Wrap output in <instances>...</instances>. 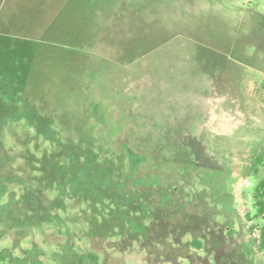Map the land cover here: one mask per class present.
I'll return each mask as SVG.
<instances>
[{"label":"rangeland","instance_id":"374dc122","mask_svg":"<svg viewBox=\"0 0 264 264\" xmlns=\"http://www.w3.org/2000/svg\"><path fill=\"white\" fill-rule=\"evenodd\" d=\"M263 84L264 0H0V264H264Z\"/></svg>","mask_w":264,"mask_h":264},{"label":"trees","instance_id":"16d2710c","mask_svg":"<svg viewBox=\"0 0 264 264\" xmlns=\"http://www.w3.org/2000/svg\"><path fill=\"white\" fill-rule=\"evenodd\" d=\"M264 87V84H263ZM264 167V148L255 154L251 161V165L248 168L247 176H254L257 179L256 186L253 192V208L255 210V217L259 218L264 223V175L261 177H257L258 170L260 167ZM256 230V226H251V231ZM259 232V248L264 249V225L262 228L257 230ZM71 254H69L67 251ZM64 249V247L60 251H56L54 254V262L55 264H95L97 258L94 255H86L79 256L72 249ZM33 260H36L37 253L35 249H33ZM3 255V254H1ZM6 255L0 256V260H4ZM4 257V258H3ZM30 257L31 254H30ZM11 263H18L16 258L10 259ZM20 264V262H19Z\"/></svg>","mask_w":264,"mask_h":264}]
</instances>
